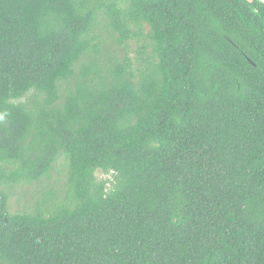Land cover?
I'll return each instance as SVG.
<instances>
[{"label": "trees", "instance_id": "trees-1", "mask_svg": "<svg viewBox=\"0 0 264 264\" xmlns=\"http://www.w3.org/2000/svg\"><path fill=\"white\" fill-rule=\"evenodd\" d=\"M0 264H264V4L0 0Z\"/></svg>", "mask_w": 264, "mask_h": 264}, {"label": "rangeland", "instance_id": "rangeland-1", "mask_svg": "<svg viewBox=\"0 0 264 264\" xmlns=\"http://www.w3.org/2000/svg\"><path fill=\"white\" fill-rule=\"evenodd\" d=\"M135 49V43L129 45V50L132 53ZM67 162L63 156H60L55 162L49 176L42 178L37 183L23 184L13 186L9 190V212H31L36 208V205L46 200L47 196L52 193L54 200L49 201V205L59 202L65 195L66 187V167ZM97 181H102L110 178V174L105 175L101 172L95 174Z\"/></svg>", "mask_w": 264, "mask_h": 264}, {"label": "water", "instance_id": "water-1", "mask_svg": "<svg viewBox=\"0 0 264 264\" xmlns=\"http://www.w3.org/2000/svg\"><path fill=\"white\" fill-rule=\"evenodd\" d=\"M258 1H260V2H262L264 4V0H258Z\"/></svg>", "mask_w": 264, "mask_h": 264}]
</instances>
